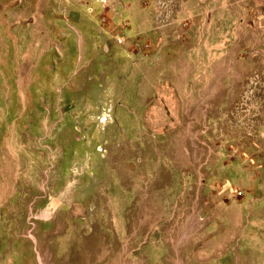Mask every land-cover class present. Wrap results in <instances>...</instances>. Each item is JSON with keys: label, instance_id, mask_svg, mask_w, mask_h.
I'll list each match as a JSON object with an SVG mask.
<instances>
[{"label": "rangeland", "instance_id": "rangeland-1", "mask_svg": "<svg viewBox=\"0 0 264 264\" xmlns=\"http://www.w3.org/2000/svg\"><path fill=\"white\" fill-rule=\"evenodd\" d=\"M0 264H264V0H0Z\"/></svg>", "mask_w": 264, "mask_h": 264}]
</instances>
